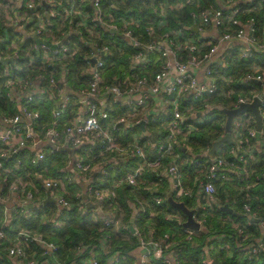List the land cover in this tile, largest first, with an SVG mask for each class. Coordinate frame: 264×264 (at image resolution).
Returning a JSON list of instances; mask_svg holds the SVG:
<instances>
[{"label":"clouds","instance_id":"obj_1","mask_svg":"<svg viewBox=\"0 0 264 264\" xmlns=\"http://www.w3.org/2000/svg\"><path fill=\"white\" fill-rule=\"evenodd\" d=\"M254 153L264 0H0V264L251 262Z\"/></svg>","mask_w":264,"mask_h":264},{"label":"trees","instance_id":"obj_2","mask_svg":"<svg viewBox=\"0 0 264 264\" xmlns=\"http://www.w3.org/2000/svg\"><path fill=\"white\" fill-rule=\"evenodd\" d=\"M129 2H130V0H129ZM197 139H198V137H197ZM193 142H195V140ZM254 155L258 156L257 163L255 165H253L252 167H250L249 171H255L257 173V175H259V173L264 172V155H259V154H255V153H254ZM259 182L264 184V177L260 178ZM177 213L179 215L185 217V214L183 213L182 210L177 209ZM69 219H70V222H74V221H72L71 218H69ZM225 243H227V241H225ZM217 247L219 248L220 246L217 245ZM220 255H221V257H223L224 253H220ZM232 259L235 260V264H264V254H261L259 257L253 258V260L251 262H249V260L246 256L239 255L235 251H233ZM232 259H229L227 264H232ZM193 264H198V262H193Z\"/></svg>","mask_w":264,"mask_h":264},{"label":"built area","instance_id":"obj_3","mask_svg":"<svg viewBox=\"0 0 264 264\" xmlns=\"http://www.w3.org/2000/svg\"><path fill=\"white\" fill-rule=\"evenodd\" d=\"M165 122H166L165 120H161L158 123L162 124V123H165Z\"/></svg>","mask_w":264,"mask_h":264},{"label":"water","instance_id":"obj_4","mask_svg":"<svg viewBox=\"0 0 264 264\" xmlns=\"http://www.w3.org/2000/svg\"><path fill=\"white\" fill-rule=\"evenodd\" d=\"M183 211V210H182ZM183 213H184V211H183ZM185 214V213H184ZM184 222L186 223L187 222V217H186V215H185V220H184Z\"/></svg>","mask_w":264,"mask_h":264}]
</instances>
